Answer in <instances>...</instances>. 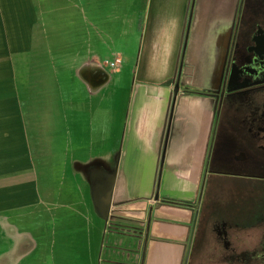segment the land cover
<instances>
[{
    "label": "crops",
    "instance_id": "crops-1",
    "mask_svg": "<svg viewBox=\"0 0 264 264\" xmlns=\"http://www.w3.org/2000/svg\"><path fill=\"white\" fill-rule=\"evenodd\" d=\"M61 2L0 0V264L35 256L47 235L60 264H83L94 191L113 177L101 264H184L213 177L212 92L245 3Z\"/></svg>",
    "mask_w": 264,
    "mask_h": 264
},
{
    "label": "flooded vegetation",
    "instance_id": "flooded-vegetation-1",
    "mask_svg": "<svg viewBox=\"0 0 264 264\" xmlns=\"http://www.w3.org/2000/svg\"><path fill=\"white\" fill-rule=\"evenodd\" d=\"M229 54L226 87L217 112L224 136L242 138L231 147L232 151L239 150L234 162H240V166L228 170L227 159H221L215 167L211 165L213 177L207 186L210 201L201 203L197 240L201 243L207 235L214 243L218 258L213 264H264V212L254 223L242 226L243 231L258 232L248 244L243 236L238 240L233 233V227H241L231 221L239 210L225 209L224 204L226 180H245L246 191L264 192V0L247 10ZM215 147L216 143L212 149ZM257 207L264 209L263 199L257 201Z\"/></svg>",
    "mask_w": 264,
    "mask_h": 264
},
{
    "label": "rangeland",
    "instance_id": "rangeland-1",
    "mask_svg": "<svg viewBox=\"0 0 264 264\" xmlns=\"http://www.w3.org/2000/svg\"><path fill=\"white\" fill-rule=\"evenodd\" d=\"M242 1H244L245 3L244 8H243V12H244L243 18H244V16L247 14V10L249 11L251 6H256V3H258L259 0H242ZM59 2L60 0H56L57 4L55 5V7H53V3H52V7H51L52 12H57L56 9H58L59 7H63V3L61 2L59 4ZM68 12H70V10H68ZM59 14H64V12L61 11ZM54 17H56L57 20H62V22L64 20L62 17H58L57 15L55 16L51 15V18H54ZM60 25H61V29H63L64 24H60ZM203 55H205V52H203ZM203 64H204V61H202L200 68H203L205 66V64L204 65ZM211 91L206 88L200 89V87L194 90V92H206V93H210ZM41 107L42 106H40V108ZM41 124H42V121L40 122V125ZM39 136L41 139L40 146L42 147V155L46 156L47 151H48V143H49L48 142L49 136L47 135V130L46 129L41 130ZM212 138H213L212 139L213 144L216 143L215 149L213 151L211 149V153H210V155L213 158V162H212L213 167H215L221 159H227L225 163L227 165L226 168L228 170H230V167L232 166H234V168H238L240 166V162L235 163L234 159L236 158V154L238 153L239 150L232 151L231 147H234L235 146L234 144H239V142L242 141V138L241 137L234 138V137H230V135L224 136L223 126H222L221 121L219 122V120H217V123L215 124ZM238 159H240V156ZM238 159L236 160L240 161ZM117 167H118V153L113 159V163H112L113 171H115ZM41 170L44 172L46 169L42 168ZM45 176H46V172H45ZM220 183H223V181ZM224 183L226 184L225 186L226 191H224V193L227 195L224 197L225 209H232L234 211L236 209L239 210L237 213L234 212V214L236 213L237 217H234L233 219H231V221H235L241 226V227L235 228L233 227L235 223L234 224L232 223L233 233L235 234V238H239L238 240H240L241 237L243 236V241L249 244L252 241H254V239H256V235L258 234V232L256 230L243 231L242 226L246 224L254 223L257 216L261 215L262 212H264V209L257 207V201L261 199L264 200V194H263L264 192L260 190H257V192L246 191L247 184L245 180H239V179L226 180L224 181ZM203 191H204L203 198L204 197L207 198V196H209V192L207 191V184L205 185ZM88 193L89 192L86 187L87 197H88ZM250 197H253V198L249 202ZM209 201H210V198L208 197L206 202H209ZM88 205H90L89 201H88ZM114 215H115V212H112L111 210L108 223L105 224V220L97 212L93 210V213L91 216L93 221L88 223V226H87L88 232H86L87 234L86 236L88 237L87 241L89 242L86 247L87 249L84 250V256H82L83 264H101V260L105 259V252H104L103 246H105L106 241H108L107 236H106L107 235L106 231L108 230V232H110L112 230L113 224H114L113 220L115 219L113 217ZM196 225L197 223L195 224L194 237L192 240V247L190 250L189 258L187 260V264H213L216 259L213 257L218 256L217 254L218 251L216 247L214 246V243L209 242L210 239L207 235L205 237H202L203 242L200 243V241L197 240L198 225L197 227ZM58 228L61 229L59 226ZM57 236L58 235H55V237L52 236L50 238L47 235V239H44L41 242L42 244L39 250L36 251L35 256H32L31 253H28V252H31V248H30L31 246H29V248L25 250V252L28 253V255L26 256V258L24 256V261L22 264H35V263L36 264H60L58 258H62V255L60 254V251H59V244H58ZM50 239L51 241H49ZM50 242H53L51 243V246H50ZM8 250H9V253H12L14 255L15 254V243L10 244ZM66 250L71 252V250H68V249ZM16 256H21L20 249L18 250V253ZM16 256H14L15 258L7 257V259L9 260V262L12 258L13 260L18 261L19 257H16ZM36 256L38 257L36 258ZM19 264H21V262Z\"/></svg>",
    "mask_w": 264,
    "mask_h": 264
},
{
    "label": "water",
    "instance_id": "water-1",
    "mask_svg": "<svg viewBox=\"0 0 264 264\" xmlns=\"http://www.w3.org/2000/svg\"><path fill=\"white\" fill-rule=\"evenodd\" d=\"M230 64V54L228 53V57H227V61H226V65H225V69L223 71V75L221 78V83L219 88H217L216 90H214L213 93V97L215 98L216 102H217V107L220 108L221 106V102H222V98L224 95V91H225V87H226V82H227V71H228V67ZM177 89L178 86H176V94H177ZM220 98V103L218 101V99ZM116 171V170H115ZM113 187H114V177L108 179L105 184L103 185H98V187L96 188V190L94 191V204L96 209L98 210L99 214L101 215V217L105 220V224L108 223L110 214H111V206H112V191H113ZM103 189H105L106 194L104 196V199H101L99 197V191H102ZM197 222V215L195 217L194 223H193V228H192V232L190 235V240L188 242L187 245V250H186V255H185V259H184V264H187V260L189 257V253L191 250V246H192V240L194 237V230H195V224Z\"/></svg>",
    "mask_w": 264,
    "mask_h": 264
},
{
    "label": "built area",
    "instance_id": "built-area-1",
    "mask_svg": "<svg viewBox=\"0 0 264 264\" xmlns=\"http://www.w3.org/2000/svg\"><path fill=\"white\" fill-rule=\"evenodd\" d=\"M121 64V60L120 59H115L113 61L110 62H106V65L112 69L117 68L119 65Z\"/></svg>",
    "mask_w": 264,
    "mask_h": 264
},
{
    "label": "trees",
    "instance_id": "trees-1",
    "mask_svg": "<svg viewBox=\"0 0 264 264\" xmlns=\"http://www.w3.org/2000/svg\"><path fill=\"white\" fill-rule=\"evenodd\" d=\"M201 93H203V92H201Z\"/></svg>",
    "mask_w": 264,
    "mask_h": 264
}]
</instances>
